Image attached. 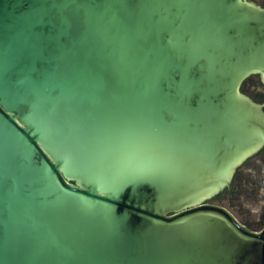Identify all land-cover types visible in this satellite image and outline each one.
<instances>
[{
	"label": "water",
	"instance_id": "1",
	"mask_svg": "<svg viewBox=\"0 0 264 264\" xmlns=\"http://www.w3.org/2000/svg\"><path fill=\"white\" fill-rule=\"evenodd\" d=\"M252 0H0V264H264L207 204L264 144Z\"/></svg>",
	"mask_w": 264,
	"mask_h": 264
},
{
	"label": "flooded vegetation",
	"instance_id": "2",
	"mask_svg": "<svg viewBox=\"0 0 264 264\" xmlns=\"http://www.w3.org/2000/svg\"><path fill=\"white\" fill-rule=\"evenodd\" d=\"M252 2L264 7V0ZM239 92L255 104H262L260 108L264 113V84L258 75L245 78ZM206 203L224 208L250 231L256 232L264 227V144L235 169L229 188Z\"/></svg>",
	"mask_w": 264,
	"mask_h": 264
}]
</instances>
